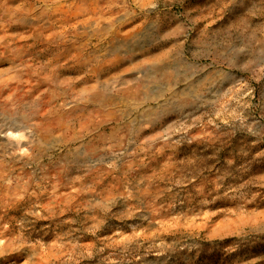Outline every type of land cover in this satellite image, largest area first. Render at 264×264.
<instances>
[{
    "label": "rangeland",
    "instance_id": "obj_1",
    "mask_svg": "<svg viewBox=\"0 0 264 264\" xmlns=\"http://www.w3.org/2000/svg\"><path fill=\"white\" fill-rule=\"evenodd\" d=\"M0 264H264V0H0Z\"/></svg>",
    "mask_w": 264,
    "mask_h": 264
}]
</instances>
